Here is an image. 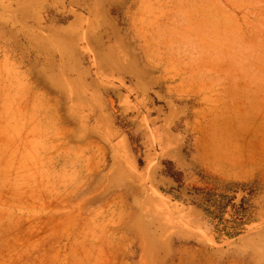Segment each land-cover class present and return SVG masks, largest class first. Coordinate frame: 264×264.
<instances>
[{
    "label": "rangeland",
    "instance_id": "374dc122",
    "mask_svg": "<svg viewBox=\"0 0 264 264\" xmlns=\"http://www.w3.org/2000/svg\"><path fill=\"white\" fill-rule=\"evenodd\" d=\"M213 134L264 176V0H0V264H264Z\"/></svg>",
    "mask_w": 264,
    "mask_h": 264
},
{
    "label": "crops",
    "instance_id": "0c3cea01",
    "mask_svg": "<svg viewBox=\"0 0 264 264\" xmlns=\"http://www.w3.org/2000/svg\"><path fill=\"white\" fill-rule=\"evenodd\" d=\"M205 137L204 145L195 148V160L207 173L225 181L249 182L262 175L261 161L244 149L243 137Z\"/></svg>",
    "mask_w": 264,
    "mask_h": 264
},
{
    "label": "trees",
    "instance_id": "16d2710c",
    "mask_svg": "<svg viewBox=\"0 0 264 264\" xmlns=\"http://www.w3.org/2000/svg\"><path fill=\"white\" fill-rule=\"evenodd\" d=\"M237 186H246V185L245 184L244 185L243 184H237ZM221 198H222V196H221ZM245 201H246V197L245 196H242L241 199H240V206H243L244 203H245ZM217 204L220 206V203L218 201H217ZM221 207L223 208L224 205H222ZM202 211L207 212L206 209H202ZM228 237L230 238V237H232V235H229Z\"/></svg>",
    "mask_w": 264,
    "mask_h": 264
}]
</instances>
